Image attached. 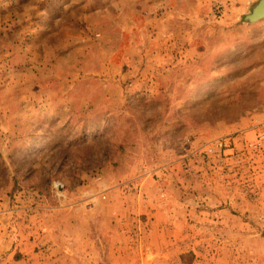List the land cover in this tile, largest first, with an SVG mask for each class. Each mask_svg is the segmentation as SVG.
<instances>
[{"label":"rangeland","instance_id":"obj_1","mask_svg":"<svg viewBox=\"0 0 264 264\" xmlns=\"http://www.w3.org/2000/svg\"><path fill=\"white\" fill-rule=\"evenodd\" d=\"M158 1L0 0L4 252L54 236L50 264H264L257 0H167L145 29Z\"/></svg>","mask_w":264,"mask_h":264},{"label":"crops","instance_id":"obj_2","mask_svg":"<svg viewBox=\"0 0 264 264\" xmlns=\"http://www.w3.org/2000/svg\"><path fill=\"white\" fill-rule=\"evenodd\" d=\"M137 3L140 5L142 2H137ZM151 4L154 5V2ZM158 4H161L159 8L162 11L159 12L154 17L150 16L152 20L145 21V29H167L168 21L166 20L167 19L166 15H169L171 11L170 13L166 12V7L168 5L167 0L158 1ZM136 7H138V5L134 7L135 10H136ZM99 11L100 10H95L94 13H98ZM173 11L175 13V9H173ZM147 13H151V11L148 10ZM173 16H174L173 18H175V15ZM174 21L176 20L174 19ZM133 26L135 25L133 24ZM26 238L27 236L21 237V239L16 243L15 247L9 253L4 252V250L7 249L6 243L5 244L0 243V257H2L0 260V264H50L49 259L52 256H55L58 258L59 255L64 250L63 241L61 238L51 236L45 239L43 236L44 239H40L37 241L36 239L38 238H35L32 241ZM38 244H45L46 247L43 249H40L38 247ZM14 252H18V255L14 256ZM41 258H45V259L41 260Z\"/></svg>","mask_w":264,"mask_h":264},{"label":"water","instance_id":"obj_3","mask_svg":"<svg viewBox=\"0 0 264 264\" xmlns=\"http://www.w3.org/2000/svg\"><path fill=\"white\" fill-rule=\"evenodd\" d=\"M264 19V0H257L250 8V12L244 15V20L253 23Z\"/></svg>","mask_w":264,"mask_h":264}]
</instances>
